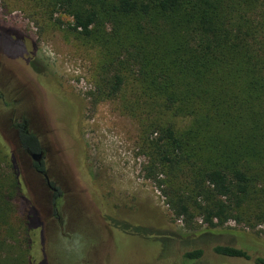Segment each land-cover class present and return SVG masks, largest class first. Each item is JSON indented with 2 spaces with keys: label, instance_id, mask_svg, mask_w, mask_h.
Listing matches in <instances>:
<instances>
[{
  "label": "trees",
  "instance_id": "trees-1",
  "mask_svg": "<svg viewBox=\"0 0 264 264\" xmlns=\"http://www.w3.org/2000/svg\"><path fill=\"white\" fill-rule=\"evenodd\" d=\"M32 1L52 18L69 16L71 29L96 45V98L126 101L140 123L145 176L165 186L177 218L192 229L197 218L210 228L264 223V0ZM177 118L187 123L179 126ZM0 146V162L11 169L0 174V264H39L34 208L21 240L26 247L15 251L12 243L19 239L10 234V199L23 186L1 136ZM214 252L232 262L208 264H264L242 248L216 245Z\"/></svg>",
  "mask_w": 264,
  "mask_h": 264
},
{
  "label": "rangeland",
  "instance_id": "rangeland-1",
  "mask_svg": "<svg viewBox=\"0 0 264 264\" xmlns=\"http://www.w3.org/2000/svg\"><path fill=\"white\" fill-rule=\"evenodd\" d=\"M71 22L65 14L52 18L41 4L32 0H0L3 67L5 62H12V52L16 57L30 59L44 74L43 84L70 96L71 104L80 109L78 120L76 115L74 119V145L57 137L52 125L46 143L40 139L42 146L51 148L47 151L45 168L62 194L57 206L60 216H57L56 196L37 182V174L17 149L13 128L16 119L32 114V105L40 109V102L13 92L16 87L13 83L8 88L3 86L6 81L0 67V89L4 95L2 98L0 93V136L17 161L23 186L10 199L14 227L10 234L19 239V243L12 240L15 251L26 247L21 240L27 241V215L32 207L41 223L39 264L232 262L214 252L216 245L242 248L253 259L264 258V223L252 228L245 222L230 220L223 226L210 228L202 218H197L195 230L187 226L183 217H176L162 191L165 186L160 187L145 176L147 158L140 148V123L128 112L126 101L122 96L108 100L96 98L101 78L100 55L91 40L71 29ZM128 85L126 99L133 82ZM36 89L32 91L34 97ZM69 102L64 97L63 104L55 110L49 106L50 118L52 115L66 122ZM176 122L183 126L187 120L177 118ZM33 127L29 128L33 130ZM73 149H77L78 157ZM7 173L11 169L0 162V174ZM195 249H203L200 259L184 257Z\"/></svg>",
  "mask_w": 264,
  "mask_h": 264
},
{
  "label": "flooded vegetation",
  "instance_id": "flooded-vegetation-1",
  "mask_svg": "<svg viewBox=\"0 0 264 264\" xmlns=\"http://www.w3.org/2000/svg\"><path fill=\"white\" fill-rule=\"evenodd\" d=\"M15 54V52L14 54L12 52V62L4 63L6 67H3L0 60V67L3 68L2 71L4 72V81H6L2 85L7 86L8 88L12 83L15 84L16 87L12 89L13 92L16 91V94L23 93L28 98L30 97L31 101H33L35 98L40 102L41 105L40 109L39 107H36V105H32V114L28 118L26 115H22L20 117L21 119L19 118L16 119L17 121H14L13 128L15 131L17 149L22 151V156L25 157L28 164L31 165V168L35 172L34 174H37V182L39 185L44 189L49 190V193H51L52 196H56L57 202L54 204L56 207L55 215L60 216L57 206L59 198L62 197V194L59 193L58 188L53 184V181L49 175V169L45 168L47 151L51 148L47 145V147H44L45 145L42 146L40 139L44 140L46 143V135L47 132H49V126L52 125L51 127H53L54 133L57 135V137L62 138L64 143L74 145L76 142V133H74L73 129L75 124L74 119H76L75 117L77 116L78 120L80 109L79 107L76 109L71 104L73 101L70 99V96L63 94L56 87L43 84L42 76L44 77V74H41L40 70L36 69L30 59L20 55L16 57L17 54ZM34 82L37 84V86L34 84ZM35 88H37L36 97H34L35 95L32 93ZM0 93L3 98L4 95L1 89ZM64 97L70 101L68 104L69 107H67V110L70 111L69 119L66 120V122H61L56 120L54 116L52 117V115L50 118L49 106L55 110L58 105L63 104ZM12 119L14 120V118ZM30 126L31 128L33 127V130L29 128ZM73 150L75 152V156L78 157L77 149ZM38 153H42L41 158H39L40 160L34 156V154Z\"/></svg>",
  "mask_w": 264,
  "mask_h": 264
},
{
  "label": "water",
  "instance_id": "water-1",
  "mask_svg": "<svg viewBox=\"0 0 264 264\" xmlns=\"http://www.w3.org/2000/svg\"><path fill=\"white\" fill-rule=\"evenodd\" d=\"M34 156H35L37 159H39V158H41L42 153L34 154ZM39 160H40V159H39Z\"/></svg>",
  "mask_w": 264,
  "mask_h": 264
}]
</instances>
